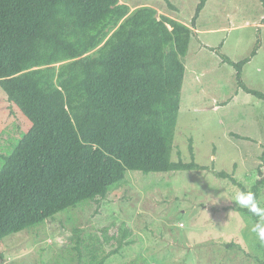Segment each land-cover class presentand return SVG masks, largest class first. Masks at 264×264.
<instances>
[{
    "label": "trees",
    "instance_id": "16d2710c",
    "mask_svg": "<svg viewBox=\"0 0 264 264\" xmlns=\"http://www.w3.org/2000/svg\"><path fill=\"white\" fill-rule=\"evenodd\" d=\"M206 2H199L194 23ZM192 36L189 25L159 18L150 5L132 10L120 0H0V86L31 122L0 169V243L68 208L106 198L129 170L207 168L172 160ZM256 54L257 48L251 57ZM251 57L235 62L222 55L244 91L264 100L242 77ZM261 160L250 189L232 174L218 176L253 192L264 209V150ZM119 230L113 251L106 253L97 237L79 239L75 249L91 254L89 264H108L132 243L131 230Z\"/></svg>",
    "mask_w": 264,
    "mask_h": 264
},
{
    "label": "rangeland",
    "instance_id": "374dc122",
    "mask_svg": "<svg viewBox=\"0 0 264 264\" xmlns=\"http://www.w3.org/2000/svg\"><path fill=\"white\" fill-rule=\"evenodd\" d=\"M200 1L170 0L172 8L166 0H120L132 10L153 6L159 18L171 16L193 29L172 160H195L207 168L129 170L106 198L6 236L0 264H89L91 254L75 249L78 240L97 237L107 253L120 245V226L131 230L132 243L108 264H264V243L250 231L255 222L237 210L235 196L242 189L218 176L232 174L250 189L262 163L264 100L244 91L222 55L239 62L257 48L242 77L264 92V0H207L194 23ZM30 127L0 86V169Z\"/></svg>",
    "mask_w": 264,
    "mask_h": 264
},
{
    "label": "clouds",
    "instance_id": "9594fccd",
    "mask_svg": "<svg viewBox=\"0 0 264 264\" xmlns=\"http://www.w3.org/2000/svg\"><path fill=\"white\" fill-rule=\"evenodd\" d=\"M235 202L240 207L247 209L258 217H261V220L255 223L250 231L255 234L258 240L264 242V209H261L258 206L255 194L249 191H240L235 196Z\"/></svg>",
    "mask_w": 264,
    "mask_h": 264
}]
</instances>
